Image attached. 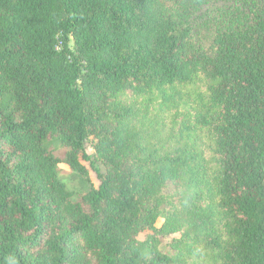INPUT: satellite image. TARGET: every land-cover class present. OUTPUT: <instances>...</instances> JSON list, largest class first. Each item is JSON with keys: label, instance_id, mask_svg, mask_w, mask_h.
<instances>
[{"label": "trees", "instance_id": "trees-1", "mask_svg": "<svg viewBox=\"0 0 264 264\" xmlns=\"http://www.w3.org/2000/svg\"><path fill=\"white\" fill-rule=\"evenodd\" d=\"M241 3L202 49L174 0H0V264H264V1Z\"/></svg>", "mask_w": 264, "mask_h": 264}, {"label": "rangeland", "instance_id": "rangeland-1", "mask_svg": "<svg viewBox=\"0 0 264 264\" xmlns=\"http://www.w3.org/2000/svg\"><path fill=\"white\" fill-rule=\"evenodd\" d=\"M174 0L177 6L178 13L186 24L192 27V37L194 42L202 49H207L213 39L215 30L225 22V18L232 15V12H237L245 15L241 0ZM264 1V0H263ZM264 4V3H263ZM184 15H181V14ZM91 138L86 144V149L89 153H92ZM87 167L90 178L95 187L99 186V182L96 179L95 174L91 171L89 165L82 161ZM162 221H158L159 226ZM148 231H144L139 234L138 240L142 241ZM169 242V239L167 240ZM164 246V245H163Z\"/></svg>", "mask_w": 264, "mask_h": 264}, {"label": "clouds", "instance_id": "clouds-1", "mask_svg": "<svg viewBox=\"0 0 264 264\" xmlns=\"http://www.w3.org/2000/svg\"><path fill=\"white\" fill-rule=\"evenodd\" d=\"M197 251L202 253V250H200V249H198ZM10 264H15V260H12V261L10 262Z\"/></svg>", "mask_w": 264, "mask_h": 264}]
</instances>
